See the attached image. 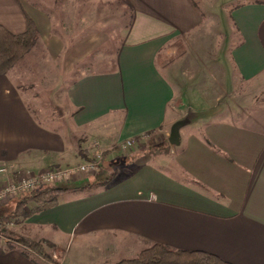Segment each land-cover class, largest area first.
I'll return each mask as SVG.
<instances>
[{
  "label": "crops",
  "instance_id": "crops-1",
  "mask_svg": "<svg viewBox=\"0 0 264 264\" xmlns=\"http://www.w3.org/2000/svg\"><path fill=\"white\" fill-rule=\"evenodd\" d=\"M240 1L222 39L195 0H122L129 26L103 52L107 34L76 38L52 28L38 5L0 0L1 26L22 34L30 18L38 29L36 47L0 74V165L9 176L38 173L83 163L97 148L99 174L56 186L113 175L91 191L60 194L49 208L35 211L29 201L11 225L42 241L50 258L0 231V264H115L153 244L264 264V0ZM94 53L67 83L61 107L50 87L60 76L46 78L45 62L74 69ZM38 67L48 84L40 90ZM162 132L168 159L119 148ZM16 199L1 209L14 213Z\"/></svg>",
  "mask_w": 264,
  "mask_h": 264
},
{
  "label": "rangeland",
  "instance_id": "rangeland-1",
  "mask_svg": "<svg viewBox=\"0 0 264 264\" xmlns=\"http://www.w3.org/2000/svg\"><path fill=\"white\" fill-rule=\"evenodd\" d=\"M30 3L38 5L40 9H42L45 13H47V17L52 19V28L61 33H72L75 32L76 38H80L86 33L89 32H103L107 34L109 37L107 45H104L102 48L103 52L109 51L113 44L116 41L121 40L123 34L129 26L130 22V11L124 5L122 0H28ZM200 9L205 13L208 22H212L215 27H220V34L223 39L224 37V28H228L226 23L228 22L229 26L232 27V22L229 17L233 10V8L241 2L240 0H236V2H229L227 0H195ZM74 33V34H75ZM62 38L67 41L70 38V35L64 34ZM109 43V44H108ZM219 44V43H218ZM36 47V43H35ZM36 51V50H35ZM95 54L93 57L87 59L83 63H80L74 69H68L64 67V63L61 62V66L57 67L56 65H52L51 62H45L44 74L46 78L50 79V81L56 80V76H60V84H54L50 86L55 90V93L60 95V104L61 107L65 106V90L67 87V83L72 81L75 77L79 76V74L84 70L82 67L84 65H89V63L93 62L95 58ZM47 60V58L45 57ZM100 70H109L110 68L102 67ZM98 70V69H93ZM35 77H38V87L40 90L43 86V78H42V68L38 67L34 70ZM47 81V80H46ZM48 84L44 83L43 87H47ZM42 91V90H41ZM45 95V94H44ZM47 96V95H46ZM45 97V96H44ZM47 98H45L43 103H47ZM48 106L45 104V113L46 115L51 114V110L47 109ZM63 112V110H61ZM126 154H133L137 157H142L141 159L149 160L154 157L155 159H168V139L165 132L158 133L154 136V138H148L145 142L136 143L133 147L128 148L124 151ZM104 155V153H103ZM104 158V156H103ZM102 166L97 174L102 171ZM105 171V170H103ZM95 174V175H97ZM58 185V184H57ZM60 185V184H59ZM63 185V184H61ZM47 187H56V185L45 186ZM8 202L0 203V213L3 214V218L1 220L2 227H4L6 234L14 236L13 238L22 237L24 239H28L31 242L38 243L42 246L43 251L47 252L50 250L49 247H45V244L42 241H34L23 234L19 233L20 231L17 228L12 227L11 222V211L2 208ZM22 216V215H18ZM16 226L19 224L15 223ZM15 231V232H13ZM45 252V253H46Z\"/></svg>",
  "mask_w": 264,
  "mask_h": 264
},
{
  "label": "trees",
  "instance_id": "trees-1",
  "mask_svg": "<svg viewBox=\"0 0 264 264\" xmlns=\"http://www.w3.org/2000/svg\"><path fill=\"white\" fill-rule=\"evenodd\" d=\"M38 38V29L32 19H28L27 27L22 34H13L6 28L0 25V74L6 73L12 68L18 60H20L27 52L34 46ZM181 53H178V56ZM113 176V175H111ZM110 178H113L111 177ZM106 179L103 182L85 185L81 188L85 190H93L100 185L107 184L110 180ZM75 188L63 187H47L38 189L26 196L16 199V209L12 216L27 215L24 206L29 201H34L38 204L35 211L49 208L57 204V197L69 190ZM3 214L0 213V231L6 234L4 227H2L1 220ZM20 244L30 247L44 258H50L44 251L40 244L31 242L22 237L14 238ZM115 264H230L221 258L201 252V251H186V250H172L163 244H153L152 246L140 251L135 257L121 260Z\"/></svg>",
  "mask_w": 264,
  "mask_h": 264
},
{
  "label": "built area",
  "instance_id": "built-area-1",
  "mask_svg": "<svg viewBox=\"0 0 264 264\" xmlns=\"http://www.w3.org/2000/svg\"><path fill=\"white\" fill-rule=\"evenodd\" d=\"M135 144L134 139H127L119 144V148L125 151ZM97 145L98 143L95 144V147ZM102 161L103 151L96 148L91 157L83 163L66 167L51 166L38 173L19 172L15 176H9L8 169L0 165V203L26 196L45 186L71 182L90 175L94 176L100 170Z\"/></svg>",
  "mask_w": 264,
  "mask_h": 264
}]
</instances>
